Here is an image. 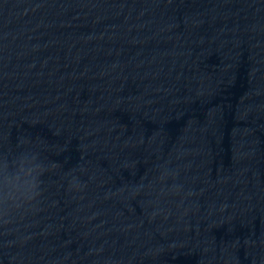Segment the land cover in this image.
Wrapping results in <instances>:
<instances>
[{"label":"clouds","instance_id":"clouds-1","mask_svg":"<svg viewBox=\"0 0 264 264\" xmlns=\"http://www.w3.org/2000/svg\"><path fill=\"white\" fill-rule=\"evenodd\" d=\"M37 157L21 154L11 162L4 158L0 160V217H6L11 211L22 206L29 205L36 200L40 192L38 177L43 172V167L36 163ZM14 169V171H10ZM23 169L28 174V183L23 188H9L7 185L6 173H14Z\"/></svg>","mask_w":264,"mask_h":264}]
</instances>
